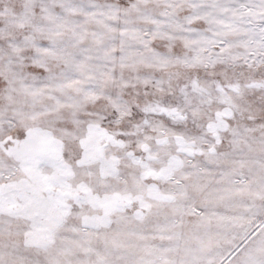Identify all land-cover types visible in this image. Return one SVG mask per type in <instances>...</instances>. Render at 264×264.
Returning a JSON list of instances; mask_svg holds the SVG:
<instances>
[{"label": "snow or ice", "instance_id": "1", "mask_svg": "<svg viewBox=\"0 0 264 264\" xmlns=\"http://www.w3.org/2000/svg\"><path fill=\"white\" fill-rule=\"evenodd\" d=\"M0 264H264V0H0Z\"/></svg>", "mask_w": 264, "mask_h": 264}]
</instances>
